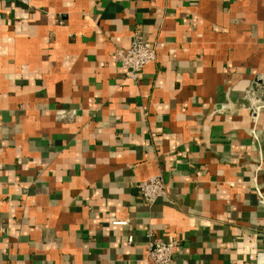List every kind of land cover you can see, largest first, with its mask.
<instances>
[{"label":"crops","instance_id":"crops-1","mask_svg":"<svg viewBox=\"0 0 264 264\" xmlns=\"http://www.w3.org/2000/svg\"><path fill=\"white\" fill-rule=\"evenodd\" d=\"M134 31L156 43L137 80ZM253 84L264 0H0V264H152L148 233L170 264H264Z\"/></svg>","mask_w":264,"mask_h":264},{"label":"built area","instance_id":"built-area-1","mask_svg":"<svg viewBox=\"0 0 264 264\" xmlns=\"http://www.w3.org/2000/svg\"><path fill=\"white\" fill-rule=\"evenodd\" d=\"M19 2L26 7H31L33 0H13ZM62 23V21H59ZM115 58L121 68L124 69L126 77L137 80L140 71L144 66L153 62L156 58V43L147 40L139 31H134L128 49L125 52L116 51ZM257 89V88H256ZM258 94L251 88L243 91V98L249 101L250 107L259 112L264 108V102L254 99V94ZM227 104H219L214 108L216 111L228 108ZM55 116L61 113L75 115V112L68 110L57 109ZM138 194L140 198L148 205H152L159 197L166 192V182L162 175L157 174L145 180L136 182ZM260 201L264 204V195L260 194ZM112 224L125 225V220H114ZM148 240L146 242L147 255L152 264H170L172 262V246L173 242H167L160 238H152L148 233ZM131 236L128 237V242H131ZM235 264V263H231Z\"/></svg>","mask_w":264,"mask_h":264},{"label":"water","instance_id":"water-1","mask_svg":"<svg viewBox=\"0 0 264 264\" xmlns=\"http://www.w3.org/2000/svg\"><path fill=\"white\" fill-rule=\"evenodd\" d=\"M255 85H256V84H253V90H254L255 92H257V89H256ZM261 98H262V100H264V96H262Z\"/></svg>","mask_w":264,"mask_h":264}]
</instances>
